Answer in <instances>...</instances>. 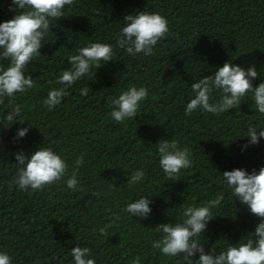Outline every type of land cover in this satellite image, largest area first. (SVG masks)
Segmentation results:
<instances>
[{
    "label": "trees",
    "instance_id": "obj_1",
    "mask_svg": "<svg viewBox=\"0 0 264 264\" xmlns=\"http://www.w3.org/2000/svg\"><path fill=\"white\" fill-rule=\"evenodd\" d=\"M9 4L0 0V21L13 15ZM138 10L168 21L154 54L133 57L114 48V62L100 67L94 81L75 82L51 111L43 106L47 91L60 86L56 77L70 67L67 56L90 41L115 45L123 16ZM50 27L41 55L27 67L34 87L11 104L7 98L0 103V249L12 264H73L71 248L77 245L89 248L95 264H131L135 257L141 264H184L180 256L168 258L152 247L161 236L154 227L179 222L182 201L196 205L218 194L223 199L199 238L205 250H222L252 231L258 218L234 201L218 171L264 166V139L241 151L248 127H264V116L250 97L229 113L185 116L184 106L192 97L190 85L225 61L255 65L253 86L264 79V0H73ZM8 63L0 60L4 67ZM84 86L87 96L79 94ZM131 86L145 87L149 96L135 120L120 124L109 115L111 101ZM12 104L22 107L24 123L3 119ZM18 127L29 131L14 139ZM162 138L192 152V167L175 181H165L158 167L154 144ZM36 146L66 160L67 176L77 174L78 191L67 189V176L40 190L17 189L13 153ZM139 167L146 179L129 187L126 175ZM140 195L153 196L152 211L137 220L121 209Z\"/></svg>",
    "mask_w": 264,
    "mask_h": 264
},
{
    "label": "clouds",
    "instance_id": "obj_2",
    "mask_svg": "<svg viewBox=\"0 0 264 264\" xmlns=\"http://www.w3.org/2000/svg\"><path fill=\"white\" fill-rule=\"evenodd\" d=\"M72 4L73 0H10L9 10L13 15L0 21V60L9 61L7 67L0 64V103L7 98L11 104L17 94H23L34 87L35 80L27 72V67L41 55L43 41L51 35L50 24L64 15L66 5L70 7ZM120 23L115 45L90 41L67 56L70 67L63 69L56 77L55 83L60 86L47 91L43 106L51 111L68 95L66 89L75 82L81 79L94 81L97 70L113 61L114 48L123 49L133 57L137 54L150 57L158 41L168 33V21L158 12L134 11L124 15ZM260 74L264 75V72ZM257 76L253 64L243 67L230 60L225 61L211 75L200 76L190 85L192 97L184 106L185 116H191L196 111L229 113V109H238V105L249 97L256 112L264 116V79L253 86ZM88 93L89 86L79 89L81 96H87ZM213 93H216L215 97ZM148 96L149 91L143 86L127 88L112 99L114 107L109 113L110 117L120 124L135 120L141 104ZM21 112L20 105L12 104L3 119L8 125L13 122L22 124L25 120ZM29 126L33 125L29 123ZM28 131L29 127H18L14 139L23 138ZM243 137L248 140L241 145L242 152L264 139V127L249 126ZM154 145L158 167L165 181L177 180L182 170L192 167V152L189 147L181 146L176 139L162 138ZM13 155L18 167L12 183L21 191L40 190L67 176L66 160L50 147L36 146L31 151L19 150ZM80 163L79 159L75 162L77 166ZM218 172L221 174L220 182L229 190L234 201L244 205L249 213L258 218L254 229L222 250L216 251L209 247L206 251L199 238L209 221L214 219L213 209L223 199V194H218L196 205L182 201L179 222L160 223L154 227L161 236L152 242V247L168 258L180 256L184 264H264V166L251 170L233 168ZM145 179L146 171L144 167H139L126 175V184L129 187L139 185ZM65 184L67 189L79 190L75 170L67 176ZM152 197L140 195L126 202L121 211L137 220L146 219L152 211ZM99 232L104 233L105 228L101 227ZM71 258L73 264H95L86 246L72 247ZM0 264H12V257L5 249H0ZM131 264H141L140 258H133Z\"/></svg>",
    "mask_w": 264,
    "mask_h": 264
}]
</instances>
